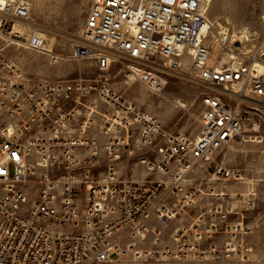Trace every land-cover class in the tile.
Listing matches in <instances>:
<instances>
[{"label": "built area", "instance_id": "obj_1", "mask_svg": "<svg viewBox=\"0 0 264 264\" xmlns=\"http://www.w3.org/2000/svg\"><path fill=\"white\" fill-rule=\"evenodd\" d=\"M34 1L0 0V35L23 28ZM206 4L91 0L70 52L99 73L120 65L128 84L153 95L187 63V77L203 89L195 138L167 132L104 75L25 83L0 49V264L185 259L203 254L204 242L214 252L218 235L230 253L249 234L254 198L213 185L242 180L216 158L241 138L249 100L264 106V41L213 33ZM36 35L21 44L34 47ZM57 59L49 54L48 64ZM191 211L184 228L179 220Z\"/></svg>", "mask_w": 264, "mask_h": 264}, {"label": "rangeland", "instance_id": "obj_2", "mask_svg": "<svg viewBox=\"0 0 264 264\" xmlns=\"http://www.w3.org/2000/svg\"><path fill=\"white\" fill-rule=\"evenodd\" d=\"M90 2L91 0H35L30 21L23 27L22 35L30 39L37 33L39 45L35 37L30 44L37 48L22 45L21 39L25 40L23 36L13 35L10 38L0 35V49L17 65L25 83L79 77L94 79L104 75L114 91L135 107L153 114L167 132L197 137L201 112L200 94L203 89L187 77V63L177 76L169 79L159 94L153 95L139 85L128 84L122 77L120 65L99 73L94 61L70 58L73 46L80 42V32ZM206 6L213 33L223 28L253 43L264 41V0H208ZM11 41L19 43L13 44ZM49 54L57 56L56 63L48 64ZM250 107L253 111H249ZM243 119L241 138L221 150L216 158L225 167L237 170L242 180L213 185L216 189L224 187L223 191L231 196L250 193L254 198L255 208L246 212L244 218L249 234L234 240V250L226 253L224 243L227 236L218 235L213 240L214 252L208 249L209 242H204L199 246V250L204 251L203 254L185 259L123 258L115 263L105 264H264V106L249 100L243 108ZM193 216L194 211L189 212L188 216H182L180 225L188 228L189 218ZM172 228L173 225L165 233L169 234ZM163 244L172 248L170 235H164Z\"/></svg>", "mask_w": 264, "mask_h": 264}, {"label": "bare ground", "instance_id": "obj_3", "mask_svg": "<svg viewBox=\"0 0 264 264\" xmlns=\"http://www.w3.org/2000/svg\"><path fill=\"white\" fill-rule=\"evenodd\" d=\"M206 1H208V0H206ZM223 29V28H222ZM14 31L12 32V36L13 35H16L15 37H22L23 35H22V33H23V28H22V26H15L14 27V29H13ZM11 43H19V42H16V41H11ZM217 55H218V48L217 47H213L212 48V51H211V55H210V63L211 64H215L216 63V58H217ZM226 61H227V57L226 56H222L221 57V60H220V64H223V63H226ZM233 88H234V90H238V86L237 85H234L233 86ZM177 106H179V104H177Z\"/></svg>", "mask_w": 264, "mask_h": 264}]
</instances>
